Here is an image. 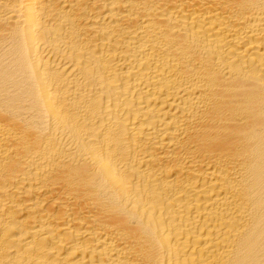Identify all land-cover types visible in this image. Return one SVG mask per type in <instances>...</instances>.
<instances>
[{"label":"bare ground","instance_id":"obj_1","mask_svg":"<svg viewBox=\"0 0 264 264\" xmlns=\"http://www.w3.org/2000/svg\"><path fill=\"white\" fill-rule=\"evenodd\" d=\"M0 264H264V0H0Z\"/></svg>","mask_w":264,"mask_h":264}]
</instances>
